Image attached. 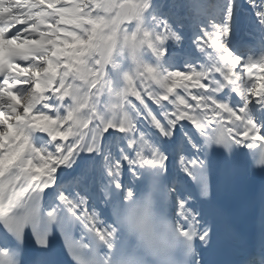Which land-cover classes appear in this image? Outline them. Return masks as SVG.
Returning a JSON list of instances; mask_svg holds the SVG:
<instances>
[{"label": "snow or ice", "instance_id": "obj_1", "mask_svg": "<svg viewBox=\"0 0 264 264\" xmlns=\"http://www.w3.org/2000/svg\"><path fill=\"white\" fill-rule=\"evenodd\" d=\"M155 8L0 0V264H134L110 251L119 233L109 208L149 174L162 178L179 230L209 248L222 220L210 177H259L262 242L241 245L234 264H264V75L252 74H264V54L243 55L245 34L264 41V0H174L183 27L165 20L160 30L146 27ZM190 34L206 62L163 67L192 54ZM145 46L156 66L137 59ZM117 47L136 67L104 110L98 98L111 92L105 68Z\"/></svg>", "mask_w": 264, "mask_h": 264}, {"label": "clouds", "instance_id": "obj_2", "mask_svg": "<svg viewBox=\"0 0 264 264\" xmlns=\"http://www.w3.org/2000/svg\"><path fill=\"white\" fill-rule=\"evenodd\" d=\"M162 190V178L149 174L134 187L131 196L116 198L109 214L117 225L119 238L111 253L119 248L134 264H192L194 241L179 230L166 199H162ZM107 251L103 242L95 245L98 257Z\"/></svg>", "mask_w": 264, "mask_h": 264}, {"label": "rangeland", "instance_id": "obj_3", "mask_svg": "<svg viewBox=\"0 0 264 264\" xmlns=\"http://www.w3.org/2000/svg\"><path fill=\"white\" fill-rule=\"evenodd\" d=\"M67 2L71 3L72 0H67ZM76 2H80V0H76ZM93 2H95V0H93ZM168 2H169V0H166L164 3H168ZM175 2L176 3H187V0H175ZM169 5H171L170 2H169ZM180 13L184 14L183 11H180ZM151 15H155L157 19L155 22L149 20L146 27L149 29L156 27L157 30H160L159 29V23H162L164 21V19L162 18V16L157 15L154 11L151 13ZM66 26H68V25H66ZM171 26L174 28L173 24ZM189 36H194V35L190 34ZM189 36L185 39L184 46L190 47L192 54H195L197 51L195 50L194 46H192V43H191L192 40L188 39ZM258 36L260 37V35H258ZM165 46L169 48V46L167 44ZM146 50L151 52V50L148 49L146 46L142 47L137 53V59L142 63H147L149 66H156L157 65L156 57L155 56L152 57L151 53H146L145 52ZM184 63L185 62H181L180 64H178V65L182 64L181 70L184 68ZM160 64H162L163 67H165V68L170 66V65L166 64L165 60H161ZM107 66H110L111 68L114 69V72L116 73V76H117V80L115 83L109 84L106 80V75L104 76L105 81L111 87V92H109L108 88L106 87L103 90L101 96L98 98L99 107L101 109H104V110H106L107 106H109L111 103L114 102L115 93L123 90V88L125 86V83H124L125 80H122V79L124 78V75L126 73L131 74L134 71L136 64L131 57V53L127 49H124L123 51H121V49L119 47H117L116 49H114V52H113V55L111 58V62ZM173 67H175V66H173ZM258 69L259 68L254 67L252 70V74H253L254 78L257 75H264V74L260 73V71Z\"/></svg>", "mask_w": 264, "mask_h": 264}, {"label": "bare ground", "instance_id": "obj_4", "mask_svg": "<svg viewBox=\"0 0 264 264\" xmlns=\"http://www.w3.org/2000/svg\"><path fill=\"white\" fill-rule=\"evenodd\" d=\"M171 4L174 2V0H170Z\"/></svg>", "mask_w": 264, "mask_h": 264}]
</instances>
